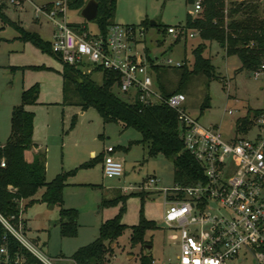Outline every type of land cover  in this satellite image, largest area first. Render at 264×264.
I'll list each match as a JSON object with an SVG mask.
<instances>
[{
    "label": "rangeland",
    "instance_id": "obj_1",
    "mask_svg": "<svg viewBox=\"0 0 264 264\" xmlns=\"http://www.w3.org/2000/svg\"><path fill=\"white\" fill-rule=\"evenodd\" d=\"M31 1V2H30ZM24 1L17 12L7 11L10 21L21 25L26 30L37 31L45 40H51L52 26L40 16L35 22L33 4L41 5L49 0ZM55 1V0H52ZM243 1L257 6L260 16H264V0H225L224 12L235 3ZM6 0H2V3ZM13 7V6H11ZM6 7L3 4L2 10ZM192 7L186 0H117L114 21L144 28V38L135 49L158 57V63L164 65L167 58L181 61L188 68L193 63L192 49L204 44L202 56L210 58L214 65V76L207 78L198 74L192 76L182 91L186 100V111L205 127L217 128L222 138L228 140L236 134V121L242 118L247 110L264 106V72L254 75L253 70L238 71L241 63L236 55L225 54L217 41L202 40L198 34L192 37H181L177 40L166 32L168 26H179L185 23L186 14ZM69 23H86L90 33L98 28L94 20L86 21L78 10H67ZM19 21V22H16ZM18 31L0 19V135L7 131L12 106L20 103L21 91L32 84L39 87V104L29 106L36 115V122L42 123L50 118V127L54 136L46 144V154L50 165L47 179L53 178L51 170L61 167L63 170L73 169L80 164L92 160L87 151L94 149L96 161L86 168H79L70 176V181L94 184H79L63 189V206L77 210V231L73 236L60 233L59 207L50 208L42 202H34L24 208L23 216L29 230L25 237L33 242L47 256H61L64 264H70L72 253L81 246L92 242L99 235L102 222L120 213V221L124 225L122 233L110 244L106 253L105 264H140V257L145 254V241L151 242L149 255L153 264H161L169 258L174 259L179 252L178 240L169 238L170 232L163 222L164 199L159 188H171L174 182V166L172 159L161 154L149 157L138 140L140 134L133 128L122 129L118 123H103L93 107L83 110L76 105L63 104L61 87L62 78L59 73L61 63L51 55L41 52L31 42L22 41L16 36ZM148 59V57H147ZM40 66V68H37ZM161 73V82L168 90L175 89L178 81L176 67L166 66ZM154 78L153 72H151ZM93 79L101 82V73L93 72ZM121 98L132 101L131 96L114 90ZM208 95V107H202L204 97ZM50 101V104L41 102ZM49 103V102H47ZM228 110L231 113H228ZM75 117L76 127L69 131L71 119ZM257 129L248 125L241 135L252 138ZM3 139V138H2ZM115 148L114 157L123 163V175L105 178L101 171L103 149ZM159 179L157 185L141 192L134 190L123 193V186H139L149 177ZM43 188H39L34 197H40ZM141 193L143 195H141ZM117 194L128 195L124 204H106L104 199H112ZM27 201L23 202V206ZM124 209L120 211V207ZM142 210V212H141ZM155 222V227L146 229L142 241H131L132 226L137 224L140 214ZM31 237L36 239L34 242ZM146 244V243H145ZM247 264H256L248 257Z\"/></svg>",
    "mask_w": 264,
    "mask_h": 264
},
{
    "label": "built area",
    "instance_id": "obj_2",
    "mask_svg": "<svg viewBox=\"0 0 264 264\" xmlns=\"http://www.w3.org/2000/svg\"><path fill=\"white\" fill-rule=\"evenodd\" d=\"M24 1L6 0L15 8H21ZM204 1L191 0L189 15L197 16ZM33 8L35 18L42 15L50 22L51 49L63 63L74 65L83 73H92L97 67L117 72L120 92L143 105L165 103L176 112L183 149L198 163L204 177L187 185L176 183L171 188H159L164 199V226L170 232L169 238L178 240L179 248L174 259L161 264H247L248 257L256 264H264V106L251 114L249 125L257 129L252 138L238 133L226 140L217 128L201 125L186 111L184 93L162 95L151 75L150 62L135 49L144 38L143 27L114 23L104 35L89 31L79 34L67 21L66 0L33 4ZM166 32L175 40L198 34L184 24L168 26ZM151 58L152 64L161 65L158 57ZM164 65L180 67L181 61L167 58ZM259 72H264V63L254 70V75ZM112 151L111 146L104 149L105 178L123 175V163ZM158 182L156 176H149L142 185L120 189L123 193L136 189L145 192ZM19 207L17 226L0 217L3 225L37 259L32 264H60L25 237L22 199ZM11 262L23 264V258H11L6 247L1 246L0 263ZM70 264L77 263L71 260Z\"/></svg>",
    "mask_w": 264,
    "mask_h": 264
},
{
    "label": "trees",
    "instance_id": "obj_3",
    "mask_svg": "<svg viewBox=\"0 0 264 264\" xmlns=\"http://www.w3.org/2000/svg\"><path fill=\"white\" fill-rule=\"evenodd\" d=\"M86 0H66L68 10H80ZM98 12L93 19L97 25V32L104 35L108 26L114 24V15L117 0H96ZM190 3L191 0H186ZM225 0H205L201 12L192 17L186 14L185 27L196 29L202 40L217 41L224 49L225 54L236 55L241 63L238 71L255 70L264 63V16H260L257 6L243 1L230 7L228 15L224 12ZM3 3L0 0V19L18 31V39L31 42L41 52L53 56L61 63L59 73L62 78L63 104L76 105L82 110L93 107L103 123H118L122 129L133 128L140 134L138 140L132 143H141L149 157L158 154L172 159L174 166V182L187 185L203 179V172L194 158L183 149L180 137V125L176 112L165 103L143 105L135 97L132 101L121 98L114 90L118 89L119 74L117 72L97 67L93 72L101 73V82L92 77V73H83L74 65L63 63L61 58L51 49V42L43 39L36 31L26 30L6 18L2 12ZM77 33L88 32L86 23H69ZM204 44L192 49L193 63L190 68L184 64L176 67L178 81L175 89L168 90L161 82V73L164 65L152 64L153 59L147 53L150 69L154 75L162 95L167 97L173 93H183L186 83L192 76L202 74L207 80L214 76V65L210 58L202 56ZM40 68V66H37ZM39 93L38 84L23 89L20 94V103L14 105L10 113V133L4 144L0 143V217L11 226L16 227L20 211L19 200H27L24 208L34 202L59 207L60 233L64 236H73L77 231V210L63 206V189L67 185L68 177L74 175L79 168H86L96 161L97 157L80 164L78 167L57 173L51 180L45 179L46 154L38 151L29 160L26 151L33 146L32 135L34 126V112L27 109L36 103ZM209 97L206 95L202 107H208ZM258 109H249L246 114L236 121V133H244L250 123L251 114ZM75 123L72 117L70 127ZM100 160H103V155ZM94 187V184H88ZM39 188H43L38 199L33 198ZM141 195H143L141 193ZM128 195L117 194L112 199H104L106 204L122 202ZM124 205L120 207V211ZM142 212V210H141ZM23 224L24 221L22 220ZM155 227V222L146 219L142 213L137 224L132 226L131 241H142L146 229ZM124 225L120 221V213L101 223L99 235L92 242L79 247L69 257L77 264H105L109 246L123 231ZM151 244L150 241H145ZM5 246L11 258L19 255L23 264H32L37 259L30 254L10 233L0 220V247ZM149 252L140 257V264H151ZM18 264V263H0Z\"/></svg>",
    "mask_w": 264,
    "mask_h": 264
},
{
    "label": "crops",
    "instance_id": "obj_4",
    "mask_svg": "<svg viewBox=\"0 0 264 264\" xmlns=\"http://www.w3.org/2000/svg\"><path fill=\"white\" fill-rule=\"evenodd\" d=\"M51 2H53L52 0H49V1H46V2H44V3H42V4H47V3H51ZM3 4H4V6L6 7L4 10H2V12H3V14L6 16V18L7 19H9V20H12L9 16H8V14H7V11L11 8V9H13L14 11H18L17 10V8H15V7H11L9 4H7V2H3ZM35 20V22H38V20H39V18H34ZM3 22V21H2ZM16 22H19V21H16ZM114 23H117L116 21H114ZM119 24H121V23H119ZM19 26H21L20 24H19ZM21 27H23V26H21ZM24 28V27H23ZM26 29V28H25ZM37 32V31H36ZM19 35V34H18ZM18 35L16 36V38H18ZM41 36V35H40ZM61 94H62V90H61ZM38 97H39V93H38ZM38 97H37V100H36V103L34 104V105H30V106H37L38 104H39V99H38ZM47 102H49V103H47ZM47 102H41V104H43V105H45V104H50L51 102L50 101H47ZM13 107V106H12ZM29 107V106H28ZM33 112H34V110L33 109H31ZM248 111V110H247ZM10 113H11V111H10ZM83 113V110L81 109L80 110V114H82ZM50 118H47V119H45L44 120V122H42V123H37L36 122V115H35V112H34V126H33V135H32V142H33V146H32V148L30 149V150H28V151H26V154H25V156H26V158L27 159H31L32 157H33V154L34 153H36V152H38V151H44V152H46V144L49 142V140L52 138V136H54V130L50 127ZM76 127V124H75V126L72 128V129H70L69 131H73L74 130V128ZM6 133H4L5 135H3L2 134V138H1V135H0V143L1 144H4L5 143V141H6V139H7V137H8V135H9V133H10V116H9V121H8V127H7V131H5ZM114 152H115V148L113 147V151H112V155L114 154ZM46 154V153H45ZM103 155H104V149H103ZM87 156H89V157H94L95 156V151H94V149H90V150H88L87 151ZM114 156V155H113ZM116 158V157H115ZM49 165H50V162H49V159H48V157H47V154H46V162H45V179H47V172H48V167H49ZM51 167H53V169L51 170V173H52V175L51 176H53V174H54V176L57 174V173H59V172H61V171H67V170H63V169H61V167H54V166H52L51 165ZM70 170V169H69ZM101 171H102V161H101ZM53 176V177H54ZM70 179V177H68V179H67V185L65 186V188L66 187H69V186H73V185H79V184H88V183H86V182H75V181H70L69 180ZM42 192H43V190H42ZM41 192V193H42ZM41 195V194H40ZM33 198H35L34 196H33ZM39 198V197H38ZM38 198H35V199H38ZM24 201H27V200H23V202ZM42 204H45V203H42ZM46 206H48L47 204H45ZM56 205H52V207H50L51 209L52 208H54ZM21 219L24 221V232L26 233L27 232V230H29L30 229V227H28V224H27V222H26V220L24 219V216H23V212H22V214H21ZM31 239L34 241V242H36V239H34L33 237H31ZM61 256H63V255H60V256H50V257H52V258H54L55 260H57V262L58 263H60V264H64V262H63V260H61Z\"/></svg>",
    "mask_w": 264,
    "mask_h": 264
},
{
    "label": "water",
    "instance_id": "obj_5",
    "mask_svg": "<svg viewBox=\"0 0 264 264\" xmlns=\"http://www.w3.org/2000/svg\"><path fill=\"white\" fill-rule=\"evenodd\" d=\"M98 12V3L96 0H86L84 5L79 10L80 16L86 21L93 20ZM52 207V205H50ZM151 245L145 244L146 252H150Z\"/></svg>",
    "mask_w": 264,
    "mask_h": 264
}]
</instances>
